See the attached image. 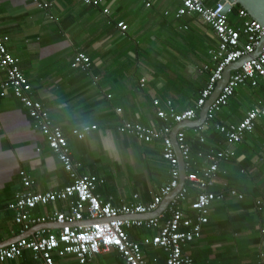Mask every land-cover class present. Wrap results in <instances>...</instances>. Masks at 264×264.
<instances>
[{
  "label": "crops",
  "instance_id": "obj_1",
  "mask_svg": "<svg viewBox=\"0 0 264 264\" xmlns=\"http://www.w3.org/2000/svg\"><path fill=\"white\" fill-rule=\"evenodd\" d=\"M39 1L52 6L45 10L37 7L34 0H0V35L10 39L8 50L32 87L31 97L48 111L52 124L63 130L73 159L82 165L80 173L105 180L97 187L103 200H111L115 206L148 204L170 181L162 145L156 141L140 143L119 134L117 129L123 122L161 128L154 99L161 100V108L171 100L178 112L194 107L208 80V75L199 74L198 70L204 65L214 66L208 55L216 46L214 35L204 25L196 27L195 37L203 36L202 44L208 47L206 57L177 36L174 19L164 14L173 13L181 0H101L97 7L87 6L82 0ZM104 9L109 13L104 14ZM143 9L148 12L146 17ZM120 22L128 26L125 34L118 30ZM160 33L168 41L163 52L157 48ZM183 43L187 48H183ZM166 50L175 59L181 57L174 69L168 67L172 59L169 55L170 60L167 59ZM78 53L90 57L89 72L72 69L71 62ZM6 78L0 69V79ZM242 88L249 89L247 98L235 107L232 99L242 96ZM260 102H264V84L247 83L231 98L227 107L232 110L225 113V107L217 121L239 123ZM86 126L97 129L84 139L73 135V131ZM185 132L193 164L189 172L200 174L208 164L207 152L222 147L224 139L220 136L206 146L196 141L193 128ZM130 148H140L136 151L137 163L145 166L142 180L137 179L134 185L125 182L123 172L117 179L106 175L112 174L113 165H119L121 153L126 152V159L135 156L129 154ZM232 150L234 157L220 165L218 187L214 190L225 184L245 198H229L211 205L203 238L186 248L193 264H264V210L256 209L257 201L264 203V117L256 123L255 131ZM23 171L32 182L29 190L36 193L60 191L72 183L22 103L12 95L0 97V243L21 236V228L14 223V213L8 205L18 192L28 191L20 175ZM129 184L131 193L126 192ZM195 199V191L190 190L184 204L188 216H195ZM65 204L40 206L32 213L37 217L51 215L54 209H66ZM46 228L59 230L54 223ZM30 234L31 231L27 235ZM129 234L139 242L149 236L148 231L136 228ZM144 252L150 264L165 263L162 250L144 247ZM56 261L78 264L72 257H56ZM5 264L37 263L26 252ZM93 264L123 261L113 250L97 256Z\"/></svg>",
  "mask_w": 264,
  "mask_h": 264
},
{
  "label": "built area",
  "instance_id": "obj_2",
  "mask_svg": "<svg viewBox=\"0 0 264 264\" xmlns=\"http://www.w3.org/2000/svg\"><path fill=\"white\" fill-rule=\"evenodd\" d=\"M82 1L87 6L96 7L102 3L101 0ZM181 1V6L175 12V19L197 16L198 21L212 30L217 46L209 50V55L214 66L204 65L198 70L200 74L207 73L208 80L194 107L178 112L171 100L165 101V108H161V100L154 99L157 118L162 121L161 128L153 129L123 122L117 129L119 134L132 137L140 143L150 144L156 141L162 145V157L168 163L170 181L146 205L115 206L111 200H103L97 194V187L104 184L105 180L80 173L82 165L73 159L66 135L60 127L52 124L50 114L43 105L31 97L32 87L20 69L18 60L8 50L10 39L0 35V69L7 75L6 80L0 79V97L12 95L22 103L72 180L71 184L60 191L36 193L29 190L32 182L24 171L21 172L23 185L28 191L18 192L8 208L14 213V223L21 228L22 238L0 249V264L17 260L26 252L31 254L37 264H57L56 257H72L78 264H93L97 256L113 250L118 253L123 264H150L144 247L162 250L166 255L164 264H193L186 248L203 238L204 227L209 223L211 205L229 198L244 200L243 193L229 189L225 184L218 190L214 189L218 187L221 163L234 157L232 148L243 143L255 131L256 123L264 117V102L247 111L239 123L218 122L217 116L228 106L230 98L239 88L247 83L253 86L261 82L264 84V28L246 10L238 9L234 0ZM34 4L45 10L52 6L39 0H34ZM147 7L150 5L147 4ZM103 12L108 14L109 10L104 9ZM49 18L53 20L54 16L50 15ZM117 26L123 33L128 30L124 22ZM188 28V25L179 26L181 32ZM262 44L259 55L246 61L231 75L228 84L210 107L206 122L201 127L194 128L196 141L205 144L206 133L213 127L224 136L223 146L207 152L205 159L208 164L201 168L200 174L189 172L193 166L191 145L187 141L185 130L179 131L177 142L187 171L185 186L164 213L146 220L137 218L157 211L164 198L180 185L179 160L171 140L173 127L196 120L198 112L223 79L226 68L250 57ZM71 67L89 72L91 60L87 55L78 53L74 56ZM144 82L142 80L141 87L145 86ZM96 129L97 126H86L73 131V135L84 139ZM190 190L196 193L194 217L188 216L184 211ZM59 202H65L67 208L54 209L51 215L43 217L34 216L32 213L37 207H48ZM256 209L262 212L264 203L257 201ZM52 223L58 225L59 230L46 228ZM135 228L148 231L149 236L141 242L133 240L129 230ZM30 231L31 234L27 235Z\"/></svg>",
  "mask_w": 264,
  "mask_h": 264
},
{
  "label": "water",
  "instance_id": "obj_3",
  "mask_svg": "<svg viewBox=\"0 0 264 264\" xmlns=\"http://www.w3.org/2000/svg\"><path fill=\"white\" fill-rule=\"evenodd\" d=\"M234 2L238 6H240L242 9L246 10L248 15L253 20L258 21L264 28V0H234ZM263 44H264V41H263ZM263 44L250 57L244 58V59H242L236 63H233L226 68V70L224 72L223 79L217 84L216 89L213 92V95L208 99L207 103L201 109L199 117L196 120L187 121V122H183L181 124H177L173 128L172 133H171V140H172L174 151H175L177 158L179 160L180 185L170 195H168L167 197L164 198L163 202L161 203V205L159 206L157 211L147 214L148 216L142 215V216H139L137 218L151 219V218L158 217L160 214L164 213L167 210L171 201L176 197V195L179 193V191L182 189V187L185 186L187 171L185 168V162L183 160L181 151L179 149V144L177 142L178 132L181 130L188 129V128L194 129V128L201 127L206 122L208 111H209L210 107L218 99L223 88L228 84L232 71L238 70L246 61H248L254 57H257L259 55V53L261 52V48H262ZM145 216H147L148 218H143ZM20 238H22V237L18 236L14 239L0 243V249L7 247L9 244H11L12 242H16Z\"/></svg>",
  "mask_w": 264,
  "mask_h": 264
},
{
  "label": "rangeland",
  "instance_id": "obj_4",
  "mask_svg": "<svg viewBox=\"0 0 264 264\" xmlns=\"http://www.w3.org/2000/svg\"><path fill=\"white\" fill-rule=\"evenodd\" d=\"M142 12L144 13L145 17L147 16L148 12L146 10H142ZM144 17V18H145ZM195 18H198L197 16H195ZM175 21V24H174V28H175V31L177 33V36L181 39H183V41L186 42V35H184L180 30H179V26L181 25V22L182 20H176L174 19ZM188 32V31H187ZM159 41L157 42V48L161 49V52L164 51V49L168 47V41L165 39L164 40V36L162 35V33H160V36H159ZM183 48H187L184 43H183ZM192 48L194 50H198L199 54L202 55V57H206L207 54H208V47L207 46H203V44H200L198 46L197 42L194 41V43L192 42ZM167 51V50H166ZM170 50H168L166 52V56H167V59L170 60V58L172 59V61L170 60L169 64H168V67L171 68V69H174V67H176V64L178 63V60L181 59V57L178 56L177 59H175L174 55H169ZM173 53L175 51H172ZM169 55V57H168ZM200 56V55H199ZM201 58V56H200ZM196 74H198L196 72ZM249 92V89H246V88H242L241 90V94L242 96H240L239 98L237 99H232V103H234V106H238L237 102L239 104H241L245 98H247V93ZM233 107H226L224 112L227 113V112H230L232 110ZM220 115L217 116V118L219 117ZM140 150V148H130V152L129 154H133L135 156H131L129 159H126L125 158V155H126V152L124 153H121V158L119 159V168H117V164L113 165V171H112V174L111 172H109L108 174L106 173V175L108 177H112V178H116V177H121L122 176V172H123V179L125 180V182H128V183H132L133 185L135 184L136 180L138 179L139 181L142 180V178L140 177V175H142L144 169H145V166H143L142 164H139L137 163L138 162V159L136 157H139V154L136 152ZM136 152V153H135ZM109 155V154H108ZM114 158V157H113ZM126 159V160H125ZM125 161V162H124ZM132 163H131V162ZM136 162V163H135ZM139 164V165H138ZM117 179V178H116ZM131 184L127 185L126 187V192L127 193H131V189H132V186H130Z\"/></svg>",
  "mask_w": 264,
  "mask_h": 264
},
{
  "label": "trees",
  "instance_id": "obj_5",
  "mask_svg": "<svg viewBox=\"0 0 264 264\" xmlns=\"http://www.w3.org/2000/svg\"><path fill=\"white\" fill-rule=\"evenodd\" d=\"M181 2L182 1H180V5L177 7V9L181 6ZM238 7V9H240L241 7L240 6H237ZM177 9L173 12V13H169V12H166L164 15H165V17H167V18H173V19H175V12L177 11ZM196 19V20H195ZM177 20V19H176ZM178 20H182V22H181V26H183V25H188L189 26V28H188V32L187 31H185L183 34L184 35H186V37H185V39H186V41L190 44V45H192V42L194 43V41H196L197 42V44H198V46L200 45V44H202V42H203V40H202V37L203 36H200V35H197L196 37H195V32H196V27L198 26V25H202L203 26V24L200 22V21H198V19L197 18H195V17H193V18H189V17H184V18H181V19H178ZM118 25V24H117ZM207 29H208V31L210 32V33H212L213 34V32H212V30L210 29V27H208V26H206V25H204ZM118 27V26H117ZM119 30V29H118ZM120 31V30H119ZM128 31V30H127ZM126 31V32H127ZM121 32V31H120ZM126 32H121V33H123V34H125ZM198 32V31H197ZM214 41H215V45L217 46V42H216V40H215V38H214ZM209 55V54H208ZM210 56V55H209ZM90 58V57H89ZM91 60V59H90ZM91 65H92V61H91ZM200 74V73H199ZM201 74H207V73H201ZM208 75V74H207ZM247 85V84H246ZM245 85V86H246ZM108 96H110V95H108ZM107 96V97H108ZM235 96V95H234ZM233 96V97H234ZM109 98V97H108ZM111 98V97H110ZM230 100H231V98H230ZM230 102V101H229ZM229 105V104H228ZM120 126V125H119ZM213 127H210V129L208 130V132L206 133V138H207V142L205 143V144H201V145H209L210 143H211V140H213V139H216V138H218V137H222V139H224V136L222 135V134H220V133H218V132H216V131H214L213 129H212ZM213 130V131H212ZM212 131V135H210V132ZM214 135V136H213ZM224 143H225V139H224ZM200 144V143H199ZM166 172H167V170H166ZM166 176H167V174H166Z\"/></svg>",
  "mask_w": 264,
  "mask_h": 264
}]
</instances>
